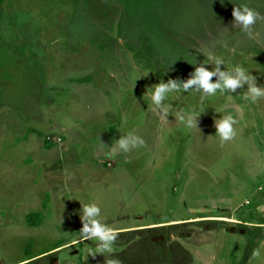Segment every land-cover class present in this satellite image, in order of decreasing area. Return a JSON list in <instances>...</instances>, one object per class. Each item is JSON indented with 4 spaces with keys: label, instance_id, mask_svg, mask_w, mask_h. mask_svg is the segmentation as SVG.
<instances>
[{
    "label": "rangeland",
    "instance_id": "rangeland-1",
    "mask_svg": "<svg viewBox=\"0 0 264 264\" xmlns=\"http://www.w3.org/2000/svg\"><path fill=\"white\" fill-rule=\"evenodd\" d=\"M242 5L261 16L248 31L233 16ZM199 66H243L264 88V0H0L1 264L59 245L36 264H264V226L139 227L181 224L191 208L224 217L228 197L232 217L264 222V96L246 99V82L184 91ZM169 80L178 90L154 105L149 88ZM229 114L235 134L222 140L215 121ZM93 221L114 233L110 251L83 231Z\"/></svg>",
    "mask_w": 264,
    "mask_h": 264
},
{
    "label": "clouds",
    "instance_id": "clouds-1",
    "mask_svg": "<svg viewBox=\"0 0 264 264\" xmlns=\"http://www.w3.org/2000/svg\"><path fill=\"white\" fill-rule=\"evenodd\" d=\"M243 11L239 8H234L233 16L237 21L242 23L244 26V30L248 31L252 25L256 23L257 20L261 19V16L255 10L249 8L247 5H242ZM209 60H214V62L218 65L224 62L221 58L213 57L210 53L208 55ZM234 72L233 74H227L225 72L219 71V68L213 70H207L204 66H199L195 68L192 76L186 81L180 82L184 91H188L192 89V86L195 85L196 89L202 90L203 92L214 95L217 89H220L223 92L224 89L234 91L238 86L243 83L248 84V93L246 94V99H250L252 102H255L257 98L264 96V88H258L254 85V78L248 74V71L243 66H236L231 69ZM219 75L220 80L218 82H212L211 77L214 75ZM179 85L177 81L169 80L167 83L160 82L151 88L150 99L154 105H161L162 101L165 100L169 93L173 91H177ZM195 109V108H194ZM191 109L189 114L185 116H181V119L186 120L187 126L189 128L196 127V117H198L204 109L201 108ZM235 118L233 114H229L225 119H218L215 121V126L217 128L218 136L222 140H230L234 136V128ZM130 136H134V133H128L126 136L122 137L116 142V146L121 149H127L128 138ZM133 142H136L134 140ZM139 143L143 144V140L139 139ZM115 146V147H116ZM113 148V151L115 150ZM98 209L96 206H89L85 208V213L88 216H92L97 213ZM84 232H90L94 237L98 240L103 241L105 244L104 251H110V245L112 241L115 239L114 234L109 229L104 226L93 221V227L89 228L87 224L84 225Z\"/></svg>",
    "mask_w": 264,
    "mask_h": 264
},
{
    "label": "crops",
    "instance_id": "crops-1",
    "mask_svg": "<svg viewBox=\"0 0 264 264\" xmlns=\"http://www.w3.org/2000/svg\"><path fill=\"white\" fill-rule=\"evenodd\" d=\"M89 144V149L92 151V146H91V143H88ZM100 150V149H99ZM111 151H112V149H111ZM72 152V151H71ZM74 153V155H76L77 156V160H78V154L80 155V157L79 158H82V160H85L86 159V157L85 156H88V158H90L91 159V162L92 161H94L93 162V164L91 165V169H93V168H99L98 167V164L95 162V160H96V158H98V156H96V153L94 152V153H91V154H88V155H84V153H83V151L81 150V151H79V152H77V150H75V152H73ZM112 152H108V154L109 155H112L111 154ZM98 154V153H97ZM71 154H70V151H65L64 153H63V155H62V158H60L58 161H60V160H62V159H65V158H67V157H69ZM58 161H56V162H58ZM54 164H56V163H52V167L54 166ZM81 164L82 163H80V166H81ZM71 170V169H70ZM75 173H73V175H74ZM77 175V174H76ZM80 177V176H79ZM52 178H54V177H52ZM83 178H86V174H83V176H82V182H83ZM78 178L76 177L74 180H77ZM49 181V179L47 180V182ZM65 187V186H64ZM52 190L54 191V188H52ZM258 191L259 192H263L264 193V187L261 185V186H259L258 187ZM223 197H221V199H222ZM227 201H229L230 202V205H224V206H220L219 207V209H221V210H224V211H222L224 214H226L224 217H222V216H220V215H206V216H198L197 217V215H200V214H203V213H210V212H212L213 211V207H211V208H206V207H204V208H206V209H211V210H208V211H193L192 209H195V208H191V215L190 216H188L187 218H184V219H181V220H179V221H184L183 223H181V224H178V225H175V224H173V225H170L171 224V221H161V222H155V223H150V224H147V225H140L139 227H143V226H151V227H149V228H145V229H142V230H152V229H161L160 231H164V230H166V229H168V228H170L171 226L173 227V226H185L186 224H198V225H200L201 223H207V224H209V225H212V228L210 227L209 229H207L206 231H210L211 229H213V227H218V225H221V226H223V229L225 228L226 230H227V227L226 226H228V228H229V226L230 225H232V223L233 222H235V224H243L242 226H247V225H249L250 227H253V228H255V230H258V229H261L263 226H264V222H261V221H259V222H254V221H252V220H247V219H244V218H241V216H236L237 218H234L235 217V215H234V213H233V209H237L238 208V205H231L232 203H233V200L231 199V198H227L226 199ZM251 203H252V201L249 199V198H246V200H245V204H248V205H251ZM264 201L262 202V206H264ZM233 206H235V207H233ZM225 207V208H224ZM221 212V213H222ZM34 214V213H33ZM209 216V217H208ZM232 216H234V217H232ZM232 217V218H231ZM204 218H207V219H204ZM226 219V220H228V221H222L223 219ZM222 219V220H221ZM225 226H224V225ZM136 231H141V230H136ZM230 231V230H229ZM127 233H129L128 231H126ZM232 232H234V231H232ZM126 233V234H127ZM245 232H242V231H240L239 232V234H241V235H244L245 236V238H248V235H246V234H244ZM114 234V233H113ZM198 234H196V233H193L192 235H189V236H187V240H192V239H194V237H196ZM166 236H168V234L166 235L165 234V236H164V238L163 239H161V240H159V242H160V244H161V241L162 240H164V241H166L165 240V237ZM91 236L89 235V238H90ZM85 239L86 238H88V237H84ZM177 237H173V238H169L170 239V242L173 244V243H175L176 244V242H178V241H176L177 239H176ZM168 239V238H167ZM172 239H174V241L172 240ZM157 242H158V240H157ZM158 242V243H159ZM167 242H168V240H167ZM180 243V242H179ZM66 248V246H63L62 247V245H59V246H55V248H52V249H50V250H48V252L47 251H45V252H43V253H40V254H38V255H35V256H32V257H30V258H26V259H24V260H22L21 262H18V263H16V264H36V262L38 261V259H40V258H45L46 256H48V255H50V254H56V256H58L59 258H60V255L61 254H63V253H65L64 252V249ZM45 254V255H44ZM41 255V256H40ZM40 256V257H39ZM69 256H71V254H69ZM38 257V258H37ZM33 258H36V259H33ZM48 258V257H47ZM65 258V257H64ZM33 259V260H32ZM2 263V261L0 262V264ZM56 264H60V261H58L57 260V262H56Z\"/></svg>",
    "mask_w": 264,
    "mask_h": 264
},
{
    "label": "water",
    "instance_id": "water-1",
    "mask_svg": "<svg viewBox=\"0 0 264 264\" xmlns=\"http://www.w3.org/2000/svg\"><path fill=\"white\" fill-rule=\"evenodd\" d=\"M193 211H208V210H211V209H206V208H195V209H192Z\"/></svg>",
    "mask_w": 264,
    "mask_h": 264
},
{
    "label": "trees",
    "instance_id": "trees-1",
    "mask_svg": "<svg viewBox=\"0 0 264 264\" xmlns=\"http://www.w3.org/2000/svg\"><path fill=\"white\" fill-rule=\"evenodd\" d=\"M35 214H38V213H35Z\"/></svg>",
    "mask_w": 264,
    "mask_h": 264
}]
</instances>
